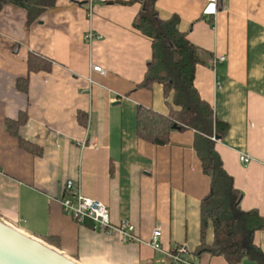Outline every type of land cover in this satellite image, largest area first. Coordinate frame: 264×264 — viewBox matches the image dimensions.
Instances as JSON below:
<instances>
[{
    "label": "crops",
    "instance_id": "0c3cea01",
    "mask_svg": "<svg viewBox=\"0 0 264 264\" xmlns=\"http://www.w3.org/2000/svg\"><path fill=\"white\" fill-rule=\"evenodd\" d=\"M128 1L56 0L33 21L15 4L0 8V219L33 237H52L55 244L43 241L81 264H166L165 254L145 243L120 242L90 220L67 216L60 199L71 179L108 206L113 222L129 220L142 239L159 226L163 247L185 244L190 264H231L222 255L194 253L210 177L193 148V130H172L163 145L136 135V106L166 114L170 97L159 83L137 87L151 39L133 26L141 2L122 3ZM155 6L162 19L176 16L178 29L199 49L194 86L229 126L215 148L242 193L241 209H255L264 220V0L221 6L157 0ZM89 29L101 38L88 43ZM30 52L50 61V70L28 72ZM216 56L224 59L213 68ZM25 77L27 92L16 84ZM20 113L19 135L38 154L6 129V120ZM241 153L251 157L248 164ZM212 240L208 227L206 243ZM254 244L264 252V225Z\"/></svg>",
    "mask_w": 264,
    "mask_h": 264
},
{
    "label": "trees",
    "instance_id": "16d2710c",
    "mask_svg": "<svg viewBox=\"0 0 264 264\" xmlns=\"http://www.w3.org/2000/svg\"><path fill=\"white\" fill-rule=\"evenodd\" d=\"M141 2V9L134 17L133 26L151 39V57L147 62L143 79L137 87L149 88L153 83L163 87L165 97H170L168 112L159 113L143 105L136 106L135 130L137 137L156 145L167 144L172 130H193V148L200 160L202 171L210 177V190L200 202V244L195 254L209 252L222 255L231 264L244 259L264 264V252L254 244V233L264 225L263 218L255 209L244 211L240 207L241 191L235 188L233 177L224 169L215 144L222 139L228 124L219 120L212 106L201 98L194 86L197 64L201 63L199 49L186 34L178 29V18H160L157 0H129ZM221 6L223 0H217ZM12 3L27 11L33 21L56 0H0V8ZM28 72L50 70L51 62L32 52L27 56ZM17 87L27 92L28 78L17 80ZM84 113L77 112L80 123L86 125ZM24 113L16 120L7 119L6 129L17 137L20 145L30 152L40 153L39 148L26 142L19 135ZM211 227L213 240L206 243V232ZM40 239L55 244L50 236Z\"/></svg>",
    "mask_w": 264,
    "mask_h": 264
},
{
    "label": "built area",
    "instance_id": "2783aa9c",
    "mask_svg": "<svg viewBox=\"0 0 264 264\" xmlns=\"http://www.w3.org/2000/svg\"><path fill=\"white\" fill-rule=\"evenodd\" d=\"M91 13L89 12V17ZM101 35L89 29L84 35L88 43L100 39ZM224 59L223 56H216L211 63V67ZM91 70L104 73L105 71L99 65H92ZM217 85V82H216ZM239 160L243 165L250 162L251 157L245 153L239 155ZM65 194L60 199V205L63 212L81 223L90 220L94 228H98L108 235H113L118 241L123 243H145L155 251H161L165 254L166 264H190V253L185 244L175 246L172 250H166L161 241L162 231L159 226L155 227L148 239H142L136 232L135 226L127 219L119 222H113L110 218V211L103 202L84 195L73 180L68 179L64 185Z\"/></svg>",
    "mask_w": 264,
    "mask_h": 264
},
{
    "label": "water",
    "instance_id": "95a60500",
    "mask_svg": "<svg viewBox=\"0 0 264 264\" xmlns=\"http://www.w3.org/2000/svg\"><path fill=\"white\" fill-rule=\"evenodd\" d=\"M0 264H81L0 219Z\"/></svg>",
    "mask_w": 264,
    "mask_h": 264
}]
</instances>
